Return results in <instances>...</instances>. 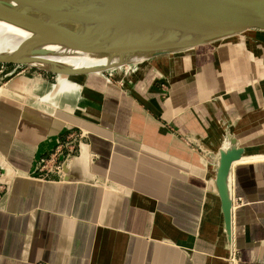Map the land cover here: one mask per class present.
Masks as SVG:
<instances>
[{
    "label": "crops",
    "instance_id": "obj_1",
    "mask_svg": "<svg viewBox=\"0 0 264 264\" xmlns=\"http://www.w3.org/2000/svg\"><path fill=\"white\" fill-rule=\"evenodd\" d=\"M139 64L123 85H0V264H264V42ZM230 136L232 243L215 183ZM59 143L62 173L40 170Z\"/></svg>",
    "mask_w": 264,
    "mask_h": 264
},
{
    "label": "water",
    "instance_id": "obj_2",
    "mask_svg": "<svg viewBox=\"0 0 264 264\" xmlns=\"http://www.w3.org/2000/svg\"><path fill=\"white\" fill-rule=\"evenodd\" d=\"M59 18L56 39L66 55L105 60L103 65L74 68L50 61L49 52L23 43L11 54H0V65L36 69L52 75L80 77L208 44L257 40L264 42V6L251 8L239 0H19ZM1 12V10H0ZM220 150L216 188L226 232L232 243L231 172L244 154L236 139Z\"/></svg>",
    "mask_w": 264,
    "mask_h": 264
},
{
    "label": "bare ground",
    "instance_id": "obj_3",
    "mask_svg": "<svg viewBox=\"0 0 264 264\" xmlns=\"http://www.w3.org/2000/svg\"><path fill=\"white\" fill-rule=\"evenodd\" d=\"M239 1L251 8L264 6V0ZM0 10V54H11L21 44L29 43L49 52L51 55L47 56V59L50 61L74 68L95 67L105 63V60L79 54L77 57H74V54L66 55L56 39L60 36V30L65 27L71 30V27L50 13L33 10L19 0H0ZM218 199L220 200V197Z\"/></svg>",
    "mask_w": 264,
    "mask_h": 264
},
{
    "label": "built area",
    "instance_id": "obj_4",
    "mask_svg": "<svg viewBox=\"0 0 264 264\" xmlns=\"http://www.w3.org/2000/svg\"><path fill=\"white\" fill-rule=\"evenodd\" d=\"M137 66H140V64L137 63L133 64V66H121L119 68L106 71L102 73V75L105 76V79L109 84L113 83L117 77L121 76L122 80L120 81V84L123 85L126 78L131 77L139 72ZM65 146L63 145V143H59L55 151L51 154L50 158L40 161V163L38 164L39 169L43 170L48 168V170L51 172L55 171L57 173H62L66 162L74 155L72 151L75 150V147L72 146L71 143H68L70 150L68 152H65Z\"/></svg>",
    "mask_w": 264,
    "mask_h": 264
},
{
    "label": "rangeland",
    "instance_id": "obj_5",
    "mask_svg": "<svg viewBox=\"0 0 264 264\" xmlns=\"http://www.w3.org/2000/svg\"><path fill=\"white\" fill-rule=\"evenodd\" d=\"M130 66H133V64H130ZM135 68V67H134ZM138 70H140V66H137ZM23 72L27 75L33 74V75H38V74H42V75H48V76H54L57 77L56 75H52L49 73H45L43 71L40 70H36V69H29V68H25V67H18V66H14V65H0V85L7 82L9 79H11L12 77H14L16 74ZM77 78V77H75Z\"/></svg>",
    "mask_w": 264,
    "mask_h": 264
},
{
    "label": "trees",
    "instance_id": "obj_6",
    "mask_svg": "<svg viewBox=\"0 0 264 264\" xmlns=\"http://www.w3.org/2000/svg\"><path fill=\"white\" fill-rule=\"evenodd\" d=\"M9 66H11V65H9Z\"/></svg>",
    "mask_w": 264,
    "mask_h": 264
}]
</instances>
